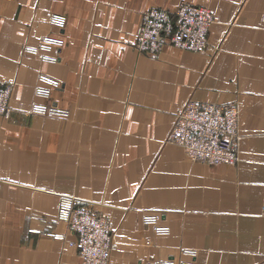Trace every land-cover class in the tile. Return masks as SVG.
Instances as JSON below:
<instances>
[{
    "label": "crops",
    "instance_id": "crops-1",
    "mask_svg": "<svg viewBox=\"0 0 264 264\" xmlns=\"http://www.w3.org/2000/svg\"><path fill=\"white\" fill-rule=\"evenodd\" d=\"M182 1L208 48L140 54L144 12ZM0 84V264H84L64 198L109 215L108 264H264V0H0ZM190 99L238 104L236 164L168 141Z\"/></svg>",
    "mask_w": 264,
    "mask_h": 264
},
{
    "label": "built area",
    "instance_id": "built-area-1",
    "mask_svg": "<svg viewBox=\"0 0 264 264\" xmlns=\"http://www.w3.org/2000/svg\"><path fill=\"white\" fill-rule=\"evenodd\" d=\"M50 21L52 23L53 18ZM213 22L210 9L187 1L180 2L174 11L152 7L142 16L134 47L140 54L146 55H155L167 45L204 52L208 48ZM45 42L41 47L50 48ZM33 51L37 53V50ZM12 91L10 84H0L1 116H8L10 112ZM34 111L49 115L62 113L61 110H46L38 106ZM239 113L236 102L213 103L190 99L177 113L168 141L181 147L195 162L236 164L239 160ZM78 204L72 198H64L58 219L67 223L76 235L74 245L84 264H108L117 249L116 231L109 215ZM158 218L159 215L154 216V219ZM155 231L160 232V228L156 226ZM156 264L165 262L160 260Z\"/></svg>",
    "mask_w": 264,
    "mask_h": 264
},
{
    "label": "rangeland",
    "instance_id": "rangeland-1",
    "mask_svg": "<svg viewBox=\"0 0 264 264\" xmlns=\"http://www.w3.org/2000/svg\"><path fill=\"white\" fill-rule=\"evenodd\" d=\"M1 116V115H0Z\"/></svg>",
    "mask_w": 264,
    "mask_h": 264
}]
</instances>
